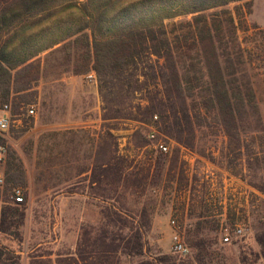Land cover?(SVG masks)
<instances>
[{"label": "rangeland", "instance_id": "obj_1", "mask_svg": "<svg viewBox=\"0 0 264 264\" xmlns=\"http://www.w3.org/2000/svg\"><path fill=\"white\" fill-rule=\"evenodd\" d=\"M251 3L242 23L237 18L238 34L255 69L263 122L251 119L241 134V151L237 140L211 119L196 129L193 145L186 146L153 121L113 118V111L103 109L98 79L88 80V72L74 73L68 50L56 49L62 44L14 73L11 94L0 93V110L9 104L12 113L10 129L0 132V210L14 202L13 188L21 186L27 218L21 227L23 241L0 232V247L22 254L24 264L35 249L45 254L75 249L80 225L97 222L106 203L88 186L93 169L125 159L134 177L120 191L131 208L148 214V256L163 253L195 264H243V250L251 263L264 264V245L257 239L264 233V0ZM239 4L243 2L229 8ZM29 82L31 87L21 90ZM32 106L34 115L28 113ZM160 142L169 145L168 152L157 148ZM172 218L190 248L186 255L174 251ZM238 227L243 233L235 235ZM225 228L232 233L231 242L222 240ZM199 238L211 243L207 251L192 244ZM253 252L261 254L255 263ZM200 255L203 261L198 263ZM138 259L125 258L124 264Z\"/></svg>", "mask_w": 264, "mask_h": 264}, {"label": "trees", "instance_id": "obj_2", "mask_svg": "<svg viewBox=\"0 0 264 264\" xmlns=\"http://www.w3.org/2000/svg\"><path fill=\"white\" fill-rule=\"evenodd\" d=\"M234 2L243 4L229 8ZM251 7V0H0V93L9 96L14 73L62 44L56 49L68 50L74 73L95 70L103 109L113 111V118L153 121L186 146L211 119L241 151V134L251 119L263 122L255 69L238 34L237 18L242 23ZM30 87L29 82L21 90ZM132 177L125 159L97 165L88 186L106 202L99 220L80 225L75 249H35L29 264H124L136 257L129 264H195L169 254L147 255L148 214L131 208L120 191ZM25 208L4 204L0 232L23 241ZM257 239L264 245V233ZM192 244L205 251L211 245L202 238ZM253 255L255 263L261 254ZM196 260L203 261L201 255ZM240 260L253 264L243 250ZM0 264H24L23 256L2 246Z\"/></svg>", "mask_w": 264, "mask_h": 264}, {"label": "built area", "instance_id": "obj_3", "mask_svg": "<svg viewBox=\"0 0 264 264\" xmlns=\"http://www.w3.org/2000/svg\"><path fill=\"white\" fill-rule=\"evenodd\" d=\"M85 77L90 81H97V75L95 71H89ZM28 113L30 115H34L36 113V109L34 106L30 107L28 109ZM12 123V113L11 108L9 104H5L1 110H0V132H6L10 129ZM154 136V135H153ZM157 148L162 152H168L169 151V145L160 142L157 144ZM4 158V148L2 145H0V162L3 161ZM0 182H3V179H0ZM12 197L14 198V203H22L24 202V190L21 186H16L13 188L12 191ZM171 224L174 228V233L172 236L173 239V248L176 253L186 255L190 252V248L186 245L183 235L181 233V226L176 218L171 219ZM235 235H240L243 233V228L238 227L234 231ZM232 239V233L229 231L228 228H225V233L222 237L223 242H231Z\"/></svg>", "mask_w": 264, "mask_h": 264}]
</instances>
